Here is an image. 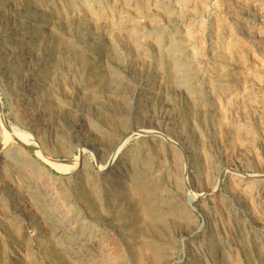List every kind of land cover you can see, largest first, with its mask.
Listing matches in <instances>:
<instances>
[{"label": "rangeland", "instance_id": "obj_1", "mask_svg": "<svg viewBox=\"0 0 264 264\" xmlns=\"http://www.w3.org/2000/svg\"><path fill=\"white\" fill-rule=\"evenodd\" d=\"M54 1L55 0L53 1L0 0V37H2L1 39L2 40L7 39L5 42L9 45L15 43L16 33L19 32V30H21V26L26 24L27 17L25 14L28 15V13H30V10L33 8L32 9L33 11L39 9L38 11H40L39 13L41 14V16L43 17L48 16L49 13H51L52 6H54L52 5ZM56 1L60 2L61 7L63 5V8H66L71 4L69 0H59V1L56 0ZM88 1L95 2L96 6H98L97 9L99 11L108 9L107 11L111 12L112 15H115L117 13L116 11L121 8V4L123 5L125 4V2L130 0H123L122 2L124 3L121 2L117 3L116 0H103V1L88 0ZM113 1L114 3H111ZM178 1L179 2L182 1L181 3H183L182 4L183 7L181 6L182 8L180 7V11H177L175 14H173L170 20L168 21L163 20V22H160L162 24L158 23L160 30L157 33V35L162 37L163 34H160L161 32H165V33L167 32L171 34L172 32L175 31V33L172 34H174L176 39L179 37V41L183 43L181 44L182 47L185 48V50L182 48L185 61L187 60L186 62L188 64L190 63L189 65H191V68H194L197 74H196V78L192 80L191 88L194 90V92H192L190 96V94L188 93L179 91L181 90L179 87H177L176 89V87L171 88L169 86L171 85V79L173 75L171 74V69L169 68L170 66L168 63L164 64L165 67L163 65L164 69L163 67L161 68L160 66L156 65L153 61L150 62L149 65L146 64L145 66H143V70L145 71V74H147L148 78L150 79L149 83H153L150 85L152 89L150 90L149 93L159 98L157 100L163 103V108L165 109L168 115L170 116L176 114L179 116L181 115L180 119H182L179 125L170 129V131L169 129L165 128L164 125L160 126L157 131L159 135V136L157 135L158 141L170 140L172 144L170 151L169 150H168L169 152L167 151L168 154L166 155V160L163 157L160 159V165L163 166L162 174L161 175L158 174L156 169L153 168L152 174L148 176V178L146 179L147 182L151 180L152 182L157 183L156 188L158 190L156 191L159 192V193L157 192L158 195L160 194L156 202V206H158L157 207L158 209L156 212H154L155 215H153L152 217L149 216V214L147 213L148 210L145 206H143V203L134 197L135 199L134 203L137 204L138 207L143 211L141 212V210L138 208L137 213L135 214L129 213L126 211V208L124 206L121 209H117L118 211L116 210L117 219L119 220L117 221L119 223L116 221L114 225H109L104 220L109 213L107 209L103 206L104 208L101 207L102 209L100 208L99 210L96 211L94 205L87 199L86 196H84V193L79 192V190L77 189L76 180L72 173L69 174L65 173L58 175V173L53 171L47 164H45L42 161V159H48V158L62 160L63 155L68 152L70 153L68 156L70 159L73 158V156L79 155L82 149V152H84L83 153L84 157L86 156L85 168L88 172L91 171L93 172L94 169H97L99 164H104V161L102 160L100 162L99 160L94 161V153L92 152L93 150L91 148H89L90 150H88V148H83L81 144L76 140V138L82 137V135L88 136V133L86 131H83V128L81 130L76 129L77 132L74 130L73 133H71L70 135L67 132H63L64 134L61 135L62 132L60 131L61 129H64L63 126L67 125L68 123L69 125L76 124L78 127H82L85 125L86 128L87 126H89L95 130L98 129L97 131L99 132V134L101 133L106 134L110 131V130L108 131V129H115L116 127H118V125H113L114 123H111L110 121H106L103 118H99L96 113L97 110L90 109L85 106L84 108L83 104L80 105L81 103L80 99L82 97L89 98L88 95L89 91L87 92L88 90L87 87L91 86L90 83H92L91 79H88L89 72L95 69L99 70L98 68L95 67L96 63L94 62L95 60L96 61L99 60V54L97 53L98 50H96L97 48L95 47L86 48L90 53V55L87 58H83L84 60L82 59V63H78L79 61H77L76 59L72 62V64L70 65L71 71L69 70L70 75L71 74L72 75L71 78L68 75L69 78L67 79L68 80L67 82H69L71 85L67 83V85L59 93H58L59 90H57V92H55L54 90H53L54 92H52L51 89L49 90V84H51L50 80H45L43 83L40 82L39 84L30 83L27 86L28 89L26 88L24 91L23 90L21 91L20 84L14 85L13 87L12 86L7 87L8 84L5 82L3 78L6 73V71L4 70V67L6 65L3 66L0 62V159L4 158L6 162L8 161L7 163L6 162L4 163L2 162V164L0 163V264H29V263L30 264H47V263L48 264H52V263L80 264L82 253H84L85 258L88 261H90L92 264H115V263L116 264H122V263L123 264H144V263L145 264H153V263L154 264H203V262L204 264H210V263L211 264H264V0H167V1L163 0L162 3L164 4V6H166L167 9H169L172 7L171 5L173 3ZM142 2L146 3V0H135V1L131 0V5H134V8L137 10L129 11L128 13V16L131 21L130 24H132L133 22L132 26L135 28V30L137 29L135 36L137 37L138 41L141 43H143L144 41L142 36L145 32H147L148 30L147 27L149 26L150 23L148 21L147 13L145 14V11L141 13V10L143 9V5H144V3ZM14 4L16 7L14 6ZM184 8L187 10H185ZM7 10L8 11L11 10V11L8 12ZM2 14L3 17H1ZM142 16H144V18ZM173 16L175 20L177 19L176 21L173 19ZM179 16L182 17V19H180ZM132 18L134 19L132 20ZM8 19H9V23L11 24L10 26L8 23ZM171 20H173L174 22H172ZM165 21L169 23H166ZM142 22L145 24H143ZM147 24L148 26H146ZM190 28L191 30L189 31L188 29ZM138 32L140 33L138 34ZM190 32L191 35L189 34ZM193 32L196 34H194ZM12 34H15V36L14 35L12 36ZM185 35L188 37H186ZM64 36L68 37V35L65 32H64ZM191 37L194 39H192ZM13 38L15 42L12 41ZM7 49L14 53L13 55L14 57L12 56L13 58L10 59L9 57H7L8 55L4 56L5 64L10 65L9 66L10 69L12 66H17V65L23 68V65L26 62L27 57L21 53L22 48H20V46L17 45H12L10 48L1 45L0 55H2L4 52L7 53L8 52ZM92 49H94V51ZM141 49L142 48H140L138 51L143 52ZM94 53L96 54V56ZM141 54L142 53H140L138 57H141ZM142 56H144V53L142 54ZM13 59L15 60L12 62L11 60ZM86 59L89 61H87ZM193 59L195 62L193 61ZM74 62L77 63L75 64ZM82 69L83 70L85 69L84 73L81 77H79V74L77 72L78 71L80 72V70ZM154 72L156 73L155 76H154ZM217 73H220V75ZM168 75H170L171 77ZM206 76L208 77L206 78ZM164 77L167 78L168 80L165 79ZM122 83H125L124 80L123 82L117 81L116 83L117 86H115V88L116 89L118 88L119 90L122 89L123 88ZM138 84L139 83L137 80L132 81L130 87L135 88L138 86ZM91 87H89V90L91 89ZM64 89H66V91ZM35 90L37 91L35 92ZM80 92H82V94ZM199 92L202 93L200 94ZM166 95H168L169 97ZM170 95L172 96L170 97ZM181 96L182 99L180 98ZM197 96L199 99L197 98ZM168 100L171 101L172 105L169 103L170 101L168 102ZM186 102L192 104L190 107L191 108L190 114L188 116L185 115L187 112L186 110H189L184 108V104ZM123 103L112 104L111 107L114 108L117 106L118 107L121 106L120 107L121 109L124 108V110H126L125 116L129 114L130 117L129 115L127 117L130 118L131 122H134L135 119H137L135 113L133 112L132 108L129 109L127 107L126 101L125 104ZM54 106L55 108L52 109V107ZM59 107L60 109H58ZM201 109L204 111H202ZM127 110L129 113L127 112ZM197 110H199V112ZM207 110L209 112H207ZM205 111L207 114L205 113ZM62 114H64V116ZM75 116L78 117L76 118ZM192 116H195V118ZM29 117H32L31 120H29ZM59 121L63 122V124H61ZM98 121L99 122L102 121V122L99 123ZM185 121L187 123H185ZM210 121L212 122L210 123ZM52 124L56 127L58 126L60 132L59 133L60 136H57L58 138L55 136V134L53 135L54 126ZM85 126L84 129H86ZM181 126H183V128ZM102 127L103 129H101ZM186 128H188L189 131ZM208 131L211 132V134ZM177 132L179 133L182 132L181 133L182 136ZM10 133L16 136H20V137L22 136L20 140H25L30 144L27 146L15 145L10 140H6L4 138L5 136H9L7 134ZM25 133L27 134V136ZM36 134L38 135L37 138H36ZM183 134L185 135L187 134L186 137ZM3 135L5 136L3 137ZM61 136H63V138ZM197 136L198 138H196ZM204 136L206 139L204 138ZM135 137L136 136L131 137L132 139L129 141L126 149H129L130 146L131 148L134 147L136 148V146H138L139 143L137 142V140H135L136 139ZM133 141L137 142V144L134 143ZM60 142H62V144ZM45 144L47 145V147ZM172 145L175 147H173ZM201 146L203 149H201ZM53 150H55V152ZM202 150H204V152ZM40 151H42V153ZM50 152H52V154ZM127 152L128 151L125 150L123 154L120 155L122 161L127 166L135 165V167L139 168L141 156L139 157L135 155V153H131V152L127 153ZM202 155L205 156L203 157ZM23 157L24 159H22ZM88 159L90 162L87 161ZM175 160L177 161L175 162ZM175 163H177L179 166ZM174 164L176 166H173ZM171 166L173 167L174 171ZM175 167L180 168V170L178 168L175 169ZM195 167L197 168V170H195L196 169ZM179 171L180 173H177ZM194 173L196 174L194 175ZM156 176L157 179L155 180ZM171 178H172L173 186L170 187L169 183L166 184L165 182H167L166 179L171 181ZM175 179H179V181L177 180L175 181ZM120 184H123L122 181L120 182ZM109 187H111V185H106V189ZM73 188L75 189L72 190ZM167 188L169 190L172 188L171 189L172 191L171 190L169 191ZM213 188H218V190L214 191L212 194L207 192V190L209 189L211 190ZM160 190L162 191V193H160L161 192ZM177 191H179L181 194ZM55 193L57 196L53 195ZM195 194H204V195H202L198 201H193ZM174 195L175 196L178 195V196L175 197ZM129 197L133 199L131 195H129ZM175 200H177V202ZM200 201L202 204L200 203ZM36 204H40L39 208ZM51 204H55L53 205L54 207ZM180 204L181 207H179ZM40 213L41 214L46 213V217L48 218V223L51 224L52 228L58 227L57 229H60L61 231L60 235H62V237H64L65 239L67 238L70 241L71 243L70 247L69 246L66 247L62 251V254L56 252L53 244L49 240V236L46 233L47 231H45V227L43 223L45 217L42 218L40 216L41 215ZM132 215L133 218H137V219L136 220L133 219ZM174 215L176 217H174ZM142 217H144L145 221H142L144 220L142 219ZM172 217H174V219ZM61 218L63 219L60 220ZM155 219L156 222H154ZM157 220L160 222H158ZM179 220H181L180 221L181 223H179ZM52 221L53 223H51ZM175 221L178 223H176ZM153 222L155 223V225L152 224ZM174 222L176 224H174ZM156 224L158 226L160 225L159 226L160 230ZM180 224L183 225L184 227L181 226ZM138 226H140L141 228ZM166 226L168 227L171 226V227L168 228ZM147 227L151 230L147 229ZM163 228L165 229L164 232H163ZM172 229L174 230L176 229V230L174 231ZM180 229L181 231H179ZM128 232L130 233L131 236L129 235ZM176 232L177 234H175ZM186 233L187 236H185ZM150 235L152 237H149ZM156 235L158 238L157 237L155 238ZM150 241L151 243H149ZM126 242L128 243L126 244ZM142 242L144 243V245H142L143 244ZM146 242L148 243L145 244ZM43 247L47 249L45 250ZM139 247L141 250L139 249ZM158 253L159 254L161 253L160 255L162 256H160ZM61 258L64 260H62ZM160 258L163 260H161Z\"/></svg>", "mask_w": 264, "mask_h": 264}, {"label": "bare ground", "instance_id": "obj_2", "mask_svg": "<svg viewBox=\"0 0 264 264\" xmlns=\"http://www.w3.org/2000/svg\"><path fill=\"white\" fill-rule=\"evenodd\" d=\"M47 1V0H46ZM53 1V0H51ZM59 1V0H58ZM70 5L66 8H63V5L61 7L60 2H57L56 0L53 2L51 13H49L48 16H41L39 13L40 11L35 10L33 11L31 8L30 13L25 14L26 15V24L21 26V30L14 35L16 38V42L14 41V38L12 41L15 43L7 44L5 41L2 40L0 37V46H6L11 47L12 45H17L22 48L21 53L24 54L27 59L26 62L23 65V68L20 66H12L10 69V65L5 64L4 56L9 57L10 59L13 58L14 53L9 51L7 49V53L4 52L2 55H0V62L4 67V70L6 71L4 75V80L8 84L7 87H13L14 85L20 84L21 91L28 89V85L30 83H36L39 84L40 82L43 83L45 80H50L51 84H49V90L51 89L52 92L58 93L67 85L68 75L71 78L70 75V65L72 62L76 59L79 61L78 63H82L83 58H87L90 53L86 48L88 47H95L97 53L99 54V60L94 61L96 63V68L99 70H91L89 72V78L91 79V89L89 90V87H87V92L89 91L87 97H82L80 99V105L83 104V107H88L90 109L97 110V116L99 118H103L106 121H110L111 123H114L113 125H118L115 129H108V135L101 133L95 129H92L91 127L84 126L78 127L76 124H70L69 121L67 122V125H64V129H61L60 131L62 134L63 132H67L69 135L73 133V131L76 129L81 130L83 128V131H86L88 133V136L82 135V137L76 138V140L81 144L83 148H91L94 153V161L99 162L102 160L104 161V164H99L97 169H94L92 172H88L85 168V158L84 152H81L79 155L73 156V158L69 159V152L63 155L62 160L57 159H42V161L47 164L53 171L59 174H65V173H72L76 180V187L79 190V192L84 193V196L87 197V199L94 205L96 211L99 210L101 207H105L107 211L109 212L108 215L105 217V222L109 225H114V223L118 220L117 219V209H121L125 206L126 211L129 213H137L138 211V205L135 204V198L137 200H140L143 203V206H145L148 210L149 216L155 215L154 212L157 211L156 202L158 200V195L156 190V184L149 180V182L146 181L148 176L152 174L153 168L156 169L158 174H162L163 166L160 165V159L163 157L166 160V155L171 149L172 142L170 140L165 141H158V129L160 126H163L167 129H172L179 125L182 119H180L179 115H173L170 116L167 114L165 109L163 108V103L159 102L157 99V96L150 94V90L152 89L150 87L151 84L149 83L150 79L148 78V75L145 74V71L143 70V66L146 64L149 65L150 62H154L156 65L160 66L161 68L165 63L169 64V68L171 69L172 79H171V85H169L171 88L173 87H179L181 92L192 94L194 90L191 88L192 86V80L196 78L197 72L194 70V68H191V65H189L185 61L184 54L182 52V45L179 41V37L176 39L174 34L172 32L165 33L161 32L160 34H163V36L157 35L160 28L158 23L163 22V20H170L172 18V15L175 14L177 11H180V7L183 3L181 2H175L171 6V8L167 9L166 6L162 3L163 0H146V3L143 5V9L141 10V13L145 11V14L147 13L148 16V24L147 32H145L142 36L143 43L139 42L137 37L135 36L136 30L130 24V18L128 16L129 11H136L137 9L134 8V5H131V0L125 2V4H121V8L118 9L115 15H112L111 12L107 10L99 11L97 9L98 6H96L95 2L88 1V0H69ZM95 1V0H94ZM103 1V0H102ZM123 0H116L117 3L122 2ZM135 1V0H134ZM167 1V0H166ZM4 2V1H3ZM16 2V1H15ZM22 2V1H21ZM25 2V1H24ZM17 3V2H16ZM111 3H114L111 2ZM129 3V4H127ZM25 4V3H24ZM29 4V3H28ZM27 4V5H28ZM69 4V3H68ZM19 5V4H18ZM17 5V6H18ZM112 5V4H111ZM234 5V4H233ZM15 6V4H14ZM37 6V5H36ZM49 6V5H48ZM114 6V5H113ZM119 6V5H118ZM4 7V6H3ZM16 7V6H15ZM33 7V6H32ZM101 7V6H100ZM109 7V6H108ZM183 7V6H182ZM181 7V8H182ZM187 8V7H186ZM5 9V8H4ZM27 9V8H26ZM37 9V8H35ZM45 9V8H44ZM43 9V10H44ZM185 9V8H184ZM2 10V9H1ZM28 10V11H29ZM41 10V11H43ZM187 10V9H185ZM8 11V10H7ZM6 11V12H7ZM11 11V10H9ZM8 11V12H9ZM23 11V10H22ZM25 11V9H24ZM38 11V12H36ZM139 11V10H138ZM48 12V11H47ZM183 12V11H182ZM3 13V12H2ZM19 13V12H18ZM39 13V14H38ZM4 14V13H3ZM3 14L1 17H3ZM12 14V12H11ZM14 14V13H13ZM137 14V13H135ZM181 14V13H179ZM178 14V15H179ZM8 15V14H7ZM6 15V16H7ZM22 15V14H21ZM141 15V14H140ZM177 15V16H178ZM13 16V15H12ZM17 16V15H16ZM15 16V17H16ZM137 16V15H136ZM176 16V15H174ZM173 16V19H174ZM181 16V15H180ZM182 19V17H180ZM187 16V15H186ZM185 16V17H186ZM5 17V16H4ZM14 17V16H13ZM132 17V16H131ZM144 18V16H142ZM136 18V17H135ZM139 18V17H138ZM2 19V18H1ZM12 19V18H11ZM134 18H132L133 20ZM15 20V19H14ZM12 20V21H14ZM145 20V19H144ZM175 20V19H174ZM177 20V19H176ZM175 20V21H176ZM141 21V20H138ZM174 22L173 20H171ZM180 21V20H178ZM5 22V20H4ZM166 22V21H165ZM2 23V21H1ZM9 23V19H8ZM143 23V22H142ZM169 23V22H166ZM178 23V22H177ZM15 24V23H14ZM136 24V23H135ZM145 24V23H143ZM162 24V23H160ZM11 24L9 23V26ZM190 25V24H189ZM18 26V25H16ZM14 26V27H16ZM136 26V25H135ZM145 26V25H144ZM175 26V25H174ZM163 27V26H162ZM190 27V26H189ZM11 28V27H10ZM138 28V27H137ZM5 29V28H4ZM141 29V28H140ZM163 29V28H162ZM183 29V28H182ZM187 29V28H186ZM8 30V29H7ZM144 30V29H143ZM189 31L191 30L188 29ZM198 30V29H197ZM3 31V30H2ZM11 32V31H10ZM13 32V31H12ZM64 32L68 35V37L64 36ZM140 32H138L139 34ZM188 33V31H187ZM194 33V32H193ZM192 33V34H193ZM191 35V32L189 33ZM196 34V33H194ZM141 35V34H140ZM139 35V36H140ZM186 36V35H185ZM199 36V35H198ZM10 37V36H9ZM181 37V36H180ZM188 37V36H186ZM140 38V37H138ZM192 38V37H191ZM194 39V38H192ZM140 40V39H139ZM183 41V40H182ZM55 43V44H53ZM191 43V42H190ZM194 43V42H193ZM199 45V44H198ZM215 45V44H214ZM186 46V45H184ZM188 47V46H186ZM191 47V46H190ZM142 48L141 50L143 52H139L138 50ZM3 49V48H2ZM91 49V48H90ZM185 50V48H183ZM94 51V49H92ZM189 50V49H188ZM199 50V49H198ZM90 51V50H89ZM191 51V49H190ZM1 52V51H0ZM91 52V51H90ZM6 53V54H5ZM140 53H144V56L138 57ZM95 54V53H94ZM191 54V53H190ZM20 55V54H19ZM93 55V54H91ZM196 55V54H194ZM225 55V54H224ZM13 56V57H12ZM96 56V54H95ZM187 56V55H185ZM20 57V56H19ZM18 57V58H19ZM200 57V56H199ZM223 57V56H221ZM90 58V57H89ZM88 58V59H89ZM189 58V57H188ZM201 58V57H200ZM187 59V58H186ZM15 59L11 60L12 62ZM84 60V59H83ZM87 60V59H86ZM90 60V59H89ZM87 60V61H89ZM92 60V58H91ZM198 60V59H197ZM202 60V59H201ZM7 61V60H6ZM189 61V59H188ZM191 61V59H190ZM194 61V59H193ZM199 61V60H198ZM196 61V62H198ZM222 61V60H221ZM227 61V60H226ZM8 62V61H7ZM195 62V61H194ZM75 63V62H74ZM77 63V62H76ZM75 63V64H76ZM92 63V64H95ZM200 63V62H199ZM1 65V66H2ZM87 65V64H84ZM194 65V64H193ZM203 65V64H202ZM197 66V65H196ZM231 66V65H230ZM74 67V66H73ZM81 67V66H80ZM102 67V68H101ZM153 67V66H152ZM165 67V65H164ZM163 67V69H164ZM232 67V66H231ZM85 68V67H84ZM101 68V69H100ZM168 68V66H167ZM196 68V67H195ZM2 69V68H1ZM74 69V68H73ZM77 69V68H76ZM154 69V68H153ZM227 69V68H226ZM70 70V71H69ZM85 70V69H84ZM84 70H80V72L76 71L79 74V77H81L84 73ZM144 73H143V71ZM155 70V69H154ZM162 70V69H161ZM199 70V69H198ZM202 70V69H201ZM156 71V70H155ZM203 71V70H202ZM226 71V70H225ZM224 71V72H225ZM2 72V71H1ZM165 72V71H164ZM72 73V72H71ZM76 73V74H77ZM152 73V72H151ZM158 73V72H157ZM161 73V72H160ZM201 73V72H200ZM203 73V72H202ZM206 73V72H204ZM223 73V72H222ZM226 73V72H225ZM224 73V74H225ZM2 74V73H1ZM81 74V75H80ZM168 74V73H167ZM220 75V73H217ZM74 75V74H73ZM152 75V74H151ZM150 75V76H151ZM156 73L154 72V76ZM164 75V74H163ZM162 75V76H163ZM215 75V74H214ZM75 76V75H74ZM159 76V75H158ZM170 76V75H168ZM216 76V75H215ZM76 77V76H75ZM86 77V76H85ZM88 77V76H87ZM153 77V76H152ZM160 77V76H159ZM171 77V76H170ZM208 76H206L207 78ZM165 78V77H164ZM212 78V76H211ZM2 79V77H1ZM73 79V78H72ZM87 79V80H88ZM163 79V78H162ZM167 79V78H165ZM219 79V78H218ZM123 84L122 89H116L115 86L117 81H121ZM138 81V86L133 88L130 87L132 81ZM168 80V79H167ZM211 80V79H210ZM76 81V80H75ZM82 81V80H81ZM159 81V80H158ZM163 81V80H162ZM161 81V82H162ZM197 82V81H196ZM200 82V81H198ZM202 82V81H201ZM4 83V82H3ZM49 83V81H48ZM72 83V82H71ZM85 83V82H84ZM88 83V82H87ZM137 83V82H135ZM165 83V82H164ZM170 83V82H169ZM211 83V82H210ZM221 83V80H220ZM70 84V83H69ZM126 84V85H125ZM158 84V83H157ZM156 84V85H157ZM162 84V83H161ZM159 84V85H161ZM168 84V83H167ZM205 84V83H204ZM71 85V84H70ZM79 85V84H78ZM86 85V84H85ZM211 85V84H210ZM34 86V85H33ZM46 86V85H45ZM122 86V85H121ZM220 86V85H219ZM31 87V86H30ZM80 87V86H79ZM120 87V86H119ZM156 87V86H155ZM195 87V86H194ZM212 87V86H211ZM210 87V88H211ZM69 88V87H68ZM73 88V87H72ZM158 88V87H157ZM156 88V89H157ZM162 88V87H161ZM199 88V87H198ZM209 88V87H208ZM212 89V88H211ZM30 90V89H29ZM54 90V91H53ZM66 91V89H64ZM78 90V89H77ZM155 90V89H154ZM175 90V89H174ZM204 90V89H203ZM2 91V89H1ZM13 91V90H12ZM20 91V92H21ZM37 90H35L36 92ZM48 91V90H47ZM80 91V90H79ZM83 91V90H82ZM172 91V90H171ZM178 91V92H179ZM205 91V90H204ZM207 91V89H206ZM210 91V90H209ZM11 92V90H10ZM29 92V91H28ZM33 92V91H32ZM77 92V91H76ZM167 92V91H166ZM170 92V90H169ZM198 92V90H197ZM214 92V91H213ZM220 92V91H219ZM227 92V91H226ZM233 92V91H232ZM45 93V92H44ZM65 93V92H64ZM74 93V92H73ZM79 93V92H78ZM82 94V92H80ZM200 93V92H199ZM202 93V92H201ZM200 93V94H201ZM209 93V92H208ZM224 93V92H223ZM11 94V93H10ZM31 94V93H30ZM54 94V93H53ZM160 94V93H159ZM166 94V93H165ZM176 94V93H175ZM183 94V93H182ZM227 94V93H225ZM224 94V95H225ZM45 95V94H44ZM62 95V94H61ZM79 95V94H78ZM158 95V94H157ZM162 95V94H161ZM160 95V96H161ZM173 95V94H172ZM170 95V97L172 96ZM177 95V94H176ZM199 95V94H198ZM230 95V94H229ZM40 96V95H38ZM46 96V95H45ZM86 96V95H85ZM168 96V95H166ZM180 96V95H179ZM189 96V97H190ZM194 96V95H193ZM200 96V95H199ZM209 96V94H208ZM7 97V96H6ZM51 97V95H50ZM159 97V96H158ZM169 97V96H168ZM174 97V96H173ZM186 97V96H185ZM188 97V99H189ZM35 98V97H34ZM37 98V97H36ZM40 98V97H39ZM175 98V97H174ZM177 98V97H176ZM182 99V96L180 97ZM184 98V97H183ZM187 98V97H186ZM198 98V96H197ZM201 98V97H200ZM210 98V97H208ZM207 98V99H208ZM229 98V97H228ZM28 99V98H27ZM49 99V98H48ZM65 99V97H64ZM70 99V98H69ZM73 99V98H72ZM71 99V100H72ZM162 99V97H161ZM166 99V98H165ZM164 99V100H165ZM172 99V98H171ZM199 99V98H198ZM203 99V98H202ZM46 100V99H45ZM53 100V98H52ZM75 100V99H74ZM192 100V99H191ZM195 100V99H194ZM125 101L127 102V107L129 109L132 108L133 112L135 113V116L137 119H135L134 122H131L130 115L129 117L125 116L126 110L124 108L120 107H111L112 104H125ZM170 100H168L169 102ZM183 101V100H182ZM181 101V103H182ZM193 101V100H192ZM203 102V101H202ZM211 102V101H210ZM25 103V102H24ZM46 103V102H45ZM48 103V102H47ZM162 105H161V104ZM171 104V101L169 102ZM173 103V102H172ZM177 103V102H176ZM180 103V102H178ZM174 104V103H173ZM184 104V103H183ZM202 104V103H201ZM207 104V103H206ZM43 105V104H42ZM41 105V106H42ZM49 105V104H48ZM70 105V104H69ZM172 105V104H171ZM191 103L186 102L184 104V108L189 109L186 110V116L190 114L191 110ZM32 106V105H31ZM72 106V105H71ZM126 106V105H125ZM181 106V105H179ZM27 107V106H26ZM84 107V108H85ZM124 107V106H123ZM167 107V106H166ZM169 107V104H168ZM177 107V106H176ZM196 107V106H195ZM198 107V106H197ZM22 108V107H21ZM25 108V107H24ZM51 108V107H50ZM55 108L52 107V109ZM179 108V107H178ZM183 108V107H182ZM202 108V107H201ZM30 109V108H29ZM37 109V108H36ZM41 109V108H40ZM60 109V107L58 108ZM69 109V108H68ZM75 109V108H74ZM173 109V108H171ZM193 109V108H192ZM195 109V108H194ZM198 109V108H196ZM208 109V108H207ZM13 110V109H12ZM44 110V109H43ZM56 110V109H55ZM54 110V111H55ZM83 110V109H82ZM81 110V111H82ZM181 110V109H180ZM179 110V111H180ZM202 110V109H201ZM200 110V111H201ZM25 111V110H24ZM72 111V110H70ZM89 111V109H88ZM93 111V110H92ZM168 111V110H167ZM174 111V110H173ZM199 112V110H197ZM204 111V110H202ZM26 112V111H25ZM28 112V111H27ZM53 112V111H52ZM56 112V111H55ZM66 112V110H65ZM128 112V110H127ZM169 112V111H168ZM172 112V111H171ZM207 112H209L207 110ZM33 113V112H32ZM57 113V112H56ZM54 113V114H56ZM68 113V112H67ZM89 113V112H88ZM95 113V114H96ZM129 113V112H128ZM194 113V112H193ZM206 113V111H205ZM204 113V115H205ZM211 113V112H210ZM213 113V112H212ZM31 114V113H30ZM36 114V113H35ZM46 114V113H45ZM86 114V113H85ZM90 114V113H89ZM92 114V113H91ZM171 114V113H169ZM192 114V113H191ZM197 114V113H195ZM207 114V113H206ZM47 115V114H46ZM64 116V114H62ZM71 115V114H70ZM84 115V114H83ZM88 115V114H87ZM86 115V116H87ZM134 115V114H133ZM132 115V116H133ZM168 115V116H167ZM200 115V114H199ZM213 115V114H211ZM62 116V117H63ZM67 116V115H66ZM94 116V114H93ZM96 116V115H95ZM124 116V117H123ZM197 116V115H196ZM76 117V116H75ZM78 117V116H77ZM76 117V118H77ZM191 117V116H190ZM195 118V116H192ZM200 117V116H199ZM205 117V116H204ZM32 117H29V120H31ZM72 118V117H71ZM74 118V119H76ZM187 118V117H186ZM197 118V117H196ZM58 119V118H56ZM55 119V120H56ZM69 119V118H68ZM92 119V118H91ZM97 119V118H96ZM64 120V119H63ZM70 120V119H69ZM89 120V118H88ZM193 120V119H192ZM58 121V120H57ZM74 121V120H73ZM198 121V120H197ZM200 121V120H199ZM205 121V120H204ZM41 122V121H40ZM60 122V121H59ZM99 122V121H98ZM102 122V121H100ZM99 122V123H100ZM193 122V121H192ZM195 122V120H194ZM212 121H210L211 123ZM34 123V122H33ZM54 123V122H53ZM63 124V122H60ZM109 123V122H108ZM185 123H187L185 121ZM184 123V124H185ZM189 123V122H188ZM204 123V122H203ZM38 124V123H37ZM50 124V123H49ZM81 124V123H80ZM86 124V123H85ZM193 124V123H192ZM200 124V123H199ZM53 125V124H52ZM59 125V124H58ZM82 125V124H81ZM104 125V124H103ZM112 125V126H113ZM196 125V124H195ZM207 125V124H206ZM213 125V124H212ZM54 126V125H53ZM110 126V125H109ZM187 126V125H186ZM205 126V124H204ZM46 127V126H45ZM183 128V126H181ZM185 127V126H184ZM20 128V127H19ZM41 128V127H40ZM108 128V127H106ZM190 128V127H189ZM194 128V127H193ZM202 128V127H201ZM205 128V127H204ZM24 129V128H23ZM30 129V128H29ZM66 129V131H65ZM103 129V127L101 128ZM178 129V128H177ZM175 129V130H177ZM188 129V128H186ZM203 129V128H202ZM50 130V129H49ZM165 130V129H164ZM163 130V133H164ZM195 130V129H194ZM32 131V130H31ZM173 131V130H172ZM189 131V129H188ZM186 131V132H188ZM211 131V130H210ZM11 132V131H10ZM24 132V131H23ZM77 132V131H76ZM199 132V131H197ZM209 132V131H208ZM6 133V132H5ZM59 129L58 126L53 127V135L60 136L59 135ZM86 133V134H87ZM168 133V132H167ZM170 133V132H169ZM179 133V132H177ZM182 133V132H181ZM179 133V134H181ZM202 133V132H201ZM207 133V132H206ZM205 133V134H206ZM211 134V132H209ZM26 134V133H25ZM79 134V133H78ZM175 134V133H173ZM9 136L3 135V137L6 140H10L15 145L19 146H27L30 143L26 142L25 140H20V136H16L12 133L7 134ZM23 135V134H22ZM50 135V134H49ZM158 135V136H157ZM162 135V134H161ZM185 137L186 135L183 134ZM190 135V134H189ZM192 135V134H191ZM197 135V134H195ZM27 136V134H26ZM29 136V135H28ZM35 136V135H34ZM36 134V138H37ZM48 136V135H47ZM52 136V135H51ZM136 136L135 140L139 143L136 148H127V145L129 141L132 139L131 137ZM163 136V135H162ZM165 136V135H164ZM175 136V135H173ZM172 136V137H173ZM177 136V135H176ZM182 136V134H181ZM200 136V135H199ZM208 136V135H207ZM50 137V136H49ZM63 138V136H61ZM70 137V136H69ZM179 137V136H178ZM188 137V136H187ZM195 137V136H194ZM203 137V135H202ZM212 137V136H210ZM35 138V137H34ZM55 138V137H54ZM58 138V137H57ZM160 138V137H159ZM167 138V137H165ZM169 138V137H168ZM175 138V137H174ZM177 138V137H176ZM198 138V136L196 137ZM205 138V136H204ZM208 138V137H207ZM50 139V138H48ZM61 139V138H60ZM65 139V137H64ZM68 139V138H67ZM164 139V138H163ZM184 139V138H183ZM206 139V138H205ZM43 140V139H42ZM39 140V141H42ZM46 140V139H45ZM55 140V139H54ZM71 140V139H70ZM173 140V139H172ZM182 140V139H181ZM192 140V139H190ZM195 140V139H193ZM203 140V139H202ZM56 141V140H55ZM183 141V140H182ZM200 141V140H199ZM48 142V141H47ZM53 142V141H52ZM69 142V140H68ZM74 142V141H73ZM134 142V141H133ZM137 142H134L137 144ZM190 142V141H189ZM198 142V139H197ZM6 143V142H5ZM41 143V142H40ZM49 143V142H48ZM62 144V142H60ZM196 143V142H195ZM194 143V144H195ZM200 143V142H199ZM198 143V145H199ZM208 143V142H207ZM206 143V144H207ZM10 144V143H9ZM44 144V142H43ZM187 144V143H185ZM189 144V143H188ZM201 144V143H200ZM37 145V142H36ZM39 145V144H38ZM46 145V144H45ZM132 145V144H131ZM183 145V143H182ZM11 146V145H10ZM62 146V145H61ZM74 146V145H73ZM173 146V145H172ZM204 146V145H203ZM8 147V146H7ZM39 147V146H38ZM45 147V146H44ZM43 147V148H44ZM47 147V145H46ZM50 147V146H49ZM55 147V146H54ZM175 147V146H173ZM195 147V146H194ZM56 148V147H55ZM67 148V147H66ZM78 148V147H76ZM81 148V147H80ZM190 148V147H189ZM200 148V147H199ZM198 148V149H199ZM207 148V147H206ZM15 149V148H14ZM27 149V148H26ZM33 149V148H32ZM40 149V148H39ZM53 149V148H52ZM69 149V148H68ZM175 149V148H174ZM184 149V148H183ZM188 149V147H187ZM201 149L202 146H201ZM210 149V148H209ZM6 150V149H5ZM59 150V149H58ZM127 150L129 153H135L137 156H141V160L139 163V168L131 165H126L122 159L120 158V155L123 154V152ZM169 150V151H168ZM197 150V148H196ZM33 151V150H32ZM55 152V150H53ZM52 151V152H53ZM78 151V150H77ZM168 151V152H167ZM172 151V150H171ZM176 151V150H175ZM184 151V150H183ZM204 152V150H202ZM4 152V151H3ZM6 152V151H5ZM10 152V151H9ZM19 152V151H18ZM42 153V151H40ZM46 152V151H45ZM52 152H50L52 154ZM58 152V151H57ZM127 152V153H128ZM189 152V151H188ZM191 152V151H190ZM199 152V151H198ZM196 152V153H198ZM8 153V152H7ZM14 153V152H13ZM24 153V152H23ZM61 153V152H60ZM171 153V152H170ZM173 153V152H172ZM200 153V152H199ZM202 153V152H201ZM209 153V152H208ZM6 154V153H5ZM16 154V153H15ZM19 154V153H18ZM17 154V155H18ZM55 154V153H54ZM57 154V153H56ZM86 154V153H85ZM188 154V153H187ZM207 154V152H206ZM211 154V153H210ZM33 155V154H32ZM175 155V154H174ZM209 155V154H208ZM13 156V155H12ZM49 156V155H48ZM54 156V155H53ZM60 156V155H59ZM88 156V155H87ZM134 156V155H133ZM190 156V155H189ZM188 156V157H189ZM199 156V155H197ZM203 156V155H202ZM205 156V155H204ZM203 156V157H204ZM211 156V155H210ZM4 157V156H2ZM27 157V156H26ZM132 157V156H131ZM146 157V158H145ZM174 157V156H173ZM170 157V158H173ZM192 157V156H191ZM46 158V157H45ZM62 158V157H61ZM210 158V157H209ZM14 159V158H13ZM24 159V157L22 158ZM26 159V158H25ZM91 159V158H90ZM138 159V158H137ZM191 159V158H190ZM199 159V158H198ZM20 160V159H18ZM136 160V159H135ZM212 160V159H211ZM28 161V160H27ZM26 161V162H27ZM30 161V160H29ZM89 161V159L87 160ZM174 161V160H173ZM177 160H175L176 162ZM193 161V160H192ZM205 161V160H204ZM6 162L4 158L0 159V163ZM8 162V161H7ZM6 162V163H7ZM38 162V161H37ZM90 162V161H89ZM98 162V163H99ZM166 162V161H165ZM196 162V160H195ZM97 163V164H98ZM168 163V162H167ZM166 163V164H167ZM186 163V162H185ZM37 164V163H36ZM88 164V163H87ZM96 164V165H97ZM119 164V165H118ZM128 164V163H127ZM177 164V163H175ZM173 166H176V165ZM189 164V163H188ZM193 164V163H192ZM10 165V164H9ZM34 165V164H31ZM41 165V164H40ZM163 165V164H162ZM178 165V164H177ZM205 165V164H204ZM166 166V165H165ZM169 166V165H168ZM179 166V165H178ZM196 166V165H195ZM208 166V165H207ZM9 167V166H8ZM14 167V166H13ZM35 167V166H34ZM172 167V166H171ZM192 167V166H191ZM11 168V167H10ZM17 168V167H16ZM41 168V167H40ZM47 168V167H46ZM178 167H175V169ZM190 168V165H189ZM194 168V167H193ZM192 168V169H193ZM196 168V167H195ZM201 168V167H200ZM199 168V169H200ZM213 168V167H212ZM167 169V167H166ZM173 169V167H172ZM180 170V168H178ZM177 169V170H178ZM185 169V168H184ZM183 169V170H184ZM206 169V167H205ZM7 170V169H6ZM11 170V169H10ZM9 170V171H10ZM41 170V169H40ZM182 170V169H181ZM191 170V169H190ZM197 170V168L195 169ZM168 171V170H167ZM166 171V172H167ZM174 171V169H173ZM41 172V171H40ZM45 172V171H44ZM49 172V171H48ZM51 172V171H50ZM123 172V173H122ZM170 172V171H169ZM182 172V171H181ZM184 172V171H183ZM9 173V172H8ZM12 173V172H11ZM21 173V172H20ZM174 173V172H173ZM177 173H180L177 172ZM176 173V174H177ZM17 174V173H16ZM15 174V175H16ZM47 174V173H46ZM45 174V175H46ZM171 174V173H170ZM196 173H194L195 175ZM198 174V173H197ZM123 175V177H122ZM166 175V174H165ZM172 175V174H171ZM191 175V174H190ZM10 176V175H9ZM56 176V175H55ZM72 176V175H71ZM154 176V175H153ZM175 176V175H174ZM172 176V177H174ZM177 176V175H176ZM207 176V175H206ZM63 177V176H62ZM120 177V178H119ZM169 177V176H168ZM192 177V176H191ZM61 178V177H60ZM66 178V177H65ZM70 178V177H69ZM179 178V177H178ZM193 178V177H192ZM12 179V177H11ZM21 179V178H20ZM67 179V178H66ZM151 179V178H149ZM157 179V176L155 180ZM194 179V178H193ZM5 180V179H3ZM29 180V179H28ZM59 180V179H58ZM153 180V179H152ZM165 180V179H164ZM179 181V179H175V181ZM2 181V180H1ZM63 181V180H62ZM69 181V180H68ZM122 181L123 184H120ZM162 181V180H161ZM165 182L166 184L169 183V186L172 185V178L171 181L167 180ZM38 182V181H37ZM36 182V183H37ZM58 182V181H57ZM157 182V181H156ZM23 183V182H22ZM61 183V182H60ZM67 183V182H66ZM26 184V183H25ZM29 184V183H28ZM31 184V183H30ZM65 184V183H64ZM24 185V184H23ZM62 185V184H61ZM106 185H111V187L106 189ZM164 185V184H163ZM184 185V184H183ZM30 186V185H29ZM38 186V185H37ZM54 186V185H53ZM68 186V185H67ZM28 187V186H27ZM55 187V186H54ZM59 187V186H58ZM57 187V188H58ZM166 187V186H165ZM178 187V186H177ZM29 188V187H28ZM27 188V189H28ZM46 188V187H45ZM65 188V187H64ZM69 188V187H68ZM72 188V187H71ZM169 188V187H168ZM167 188V189H168ZM11 189V188H10ZM22 189V188H19ZM24 189V188H23ZM49 189V188H48ZM52 189V188H51ZM50 189V190H51ZM66 189V188H65ZM73 188L72 190H74ZM162 189V188H160ZM166 189V188H165ZM172 189V188H171ZM170 189V190H171ZM180 189V188H179ZM26 190V188H25ZM38 190V189H37ZM42 190V189H41ZM59 190V189H57ZM63 190V189H62ZM169 190V189H168ZM169 190V191H170ZM178 190V189H176ZM175 190V191H176ZM218 188H213L207 190L210 194H212L214 191H217ZM8 191V190H7ZM6 191V192H7ZM20 191V190H19ZM28 191V190H27ZM34 191V190H33ZM44 191V190H43ZM55 191V190H54ZM161 191V190H160ZM167 191V190H166ZM172 191V190H171ZM26 192V191H25ZM62 192V191H61ZM60 192V193H61ZM68 192V191H67ZM164 192V189H163ZM179 192V191H177ZM53 193V192H52ZM76 193V192H75ZM156 193V194H154ZM159 193V192H158ZM162 193V191L160 192ZM172 193V192H171ZM180 193V192H179ZM200 193V192H199ZM10 194V193H9ZM24 194V193H23ZM29 194V193H28ZM58 194V193H57ZM77 194V193H76ZM80 194V193H79ZM181 194V193H180ZM206 194V192H205ZM12 195V194H11ZM39 195V194H38ZM37 195V196H38ZM54 196L56 195L53 194ZM66 195V194H65ZM70 195V194H69ZM131 195V197H129ZM157 195V196H156ZM204 194H195L193 201H198L199 198ZM6 196V195H5ZM25 196V195H24ZM57 196V195H56ZM59 196V195H58ZM72 196V195H71ZM171 196V195H170ZM173 196V195H172ZM175 196V195H174ZM178 196V195H176ZM175 196V197H176ZM180 196V195H179ZM231 196V195H230ZM64 197V196H63ZM2 198V197H1ZM7 198V197H6ZM75 198V197H74ZM78 198V197H77ZM164 198V197H163ZM168 198V197H166ZM165 198V200H166ZM248 198V197H247ZM20 199V198H19ZM25 199V198H24ZM49 199V198H48ZM161 199V198H159ZM173 199V198H172ZM203 199V198H202ZM232 199V198H231ZM239 199V198H238ZM9 200V199H8ZM178 200V199H177ZM177 200H175L177 202ZM53 201V200H52ZM85 201V200H84ZM87 201V200H86ZM139 201V202H140ZM161 201V200H160ZM173 201V200H172ZM181 201V200H180ZM37 202V201H36ZM35 202V203H36ZM137 202V201H136ZM165 202V201H163ZM179 202V201H178ZM183 202V201H182ZM181 202V203H182ZM28 203V202H27ZM61 203V202H60ZM63 203V202H62ZM70 203V202H69ZM78 203V202H77ZM88 203V202H87ZM90 203V204H91ZM161 203V202H160ZM186 203V201H185ZM189 203V202H188ZM195 203V202H194ZM201 203V201H200ZM15 204V203H14ZM41 204V203H40ZM40 204H36L39 208ZM45 204V203H44ZM165 204V203H164ZM168 204V203H167ZM198 204V203H197ZM202 204V203H201ZM28 205V204H27ZM52 206L55 204H51ZM50 205V206H51ZM58 205V204H57ZM60 205V204H59ZM65 205V204H64ZM77 205V204H76ZM86 205V204H85ZM140 205V203H139ZM189 205V204H188ZM187 205V207H188ZM26 206V205H25ZM31 206V205H30ZM46 206V205H45ZM90 206V205H89ZM142 206V207H143ZM54 207V206H53ZM56 207V206H55ZM103 207V208H104ZM181 207V204L180 206ZM185 207V205H184ZM8 208V207H7ZM87 208V207H86ZM204 208V207H203ZM27 209V208H26ZM32 209V208H31ZM37 209V208H36ZM62 209V208H61ZM77 209V208H76ZM85 209V208H84ZM102 209V208H101ZM140 209V208H139ZM161 209V208H160ZM173 209V208H172ZM175 209V208H174ZM180 209V208H179ZM178 209V210H179ZM189 209V208H188ZM68 210V209H67ZM82 210V209H81ZM91 210V209H90ZM89 210V211H90ZM94 210V209H93ZM117 210V211H116ZM124 210V209H123ZM136 210V211H135ZM141 210V209H140ZM165 210V209H164ZM181 210V209H180ZM186 210V209H184ZM205 210V209H204ZM20 211V210H19ZM40 211V210H39ZM71 211V210H70ZM74 211V210H72ZM79 211V209H78ZM95 211V210H94ZM143 210H141L142 212ZM167 211V210H166ZM171 211V210H169ZM168 211V212H169ZM14 212V211H13ZM16 212V211H15ZM48 212V211H47ZM88 212V211H87ZM120 212V210H119ZM125 212V211H124ZM190 212V210H189ZM208 212V211H207ZM39 213V212H38ZM68 213V212H67ZM175 213V212H174ZM177 213V212H176ZM180 213V211H179ZM32 214V213H31ZM41 214V213H40ZM60 214V213H59ZM79 214V213H78ZM90 214V213H89ZM142 214V213H141ZM163 214V213H162ZM49 215V213H48ZM105 215V213H104ZM103 215V216H104ZM140 215V214H139ZM143 215V214H142ZM168 215V214H167ZM180 215V214H179ZM187 215V214H184ZM11 216V215H10ZM42 218H44L43 223L45 227V231L49 236V240L54 246V249L57 253H61L66 247H70L71 243L70 241L64 237H62L60 229L52 228L51 224L48 223V218L46 217V213L40 215ZM69 216V215H68ZM67 216V217H68ZM94 216V215H93ZM102 216V213H101ZM147 216V215H146ZM189 216V215H188ZM17 217V216H16ZM52 217V216H51ZM50 217V218H51ZM55 217V216H54ZM84 217V216H81ZM100 217V216H99ZM139 217V216H138ZM167 217V216H165ZM164 217V218H165ZM174 217H176L174 215ZM174 217H172L174 219ZM64 218V217H63ZM61 218L60 220H62ZM101 218V217H100ZM133 218V215H132ZM146 218V217H145ZM155 218V217H154ZM188 218V217H187ZM246 218V217H245ZM249 218V217H248ZM94 219V218H93ZM137 219V218H133ZM144 219V217H142ZM166 219V218H165ZM170 219V218H169ZM183 219V218H182ZM24 220V219H23ZM52 220V219H51ZM85 220V219H83ZM88 220V219H87ZM86 220V221H87ZM98 220V219H97ZM103 220V218H102ZM131 220V219H130ZM148 220V219H147ZM150 220V219H149ZM159 220V219H158ZM157 220V221H158ZM172 220V219H171ZM247 220V219H246ZM19 221V220H18ZM28 221V220H27ZM26 221V222H27ZM56 221V220H55ZM119 221V220H118ZM117 221V222H118ZM142 221H145L142 220ZM181 220H179V223ZM187 221V220H186ZM236 221V220H235ZM245 221V220H244ZM24 222V221H23ZM35 222V221H34ZM62 222V221H61ZM81 222V221H80ZM156 222V219L155 221ZM152 223L155 225V223ZM160 222V221H158ZM164 222V221H163ZM172 222V221H171ZM170 222V223H171ZM176 222V221H175ZM178 223V222H176ZM183 222V221H182ZM249 222V221H248ZM53 223V221L51 222ZM64 223V222H63ZM74 223V222H73ZM84 223V222H83ZM82 223V224H83ZM86 223V222H85ZM119 223V222H118ZM117 223V224H118ZM124 223V221H123ZM169 223V224H170ZM186 223V222H185ZM40 224V223H39ZM61 224V223H60ZM90 224V223H89ZM160 224V223H159ZM167 224V223H166ZM189 224V223H188ZM55 225V224H54ZM57 225V224H56ZM102 225V224H101ZM121 225V224H119ZM157 225V224H156ZM161 225V224H160ZM159 225V226H160ZM178 225V224H177ZM181 225V224H180ZM34 226V225H33ZM74 226V225H73ZM107 226V225H106ZM124 226V225H123ZM151 226V224H150ZM158 226V225H157ZM158 226V227H159ZM176 226V225H175ZM183 226V225H181ZM180 226V227H181ZM189 226V225H187ZM185 226V227H187ZM23 227V226H21ZM78 227V226H77ZM140 227V226H138ZM144 227V226H143ZM157 227V229H158ZM168 227V226H166ZM171 227V226H170ZM168 227V228H170ZM174 227V226H173ZM184 227V226H183ZM182 227V228H183ZM66 228V227H65ZM72 228V226H71ZM92 228V227H91ZM113 228V226H112ZM129 228V227H127ZM132 228V227H131ZM141 228V227H140ZM145 228V227H144ZM152 228V227H150ZM162 228V227H161ZM110 229V228H109ZM147 229H149L147 227ZM155 229V228H154ZM167 229V228H166ZM8 230V229H7ZM6 230V231H7ZM70 230V229H69ZM95 230V229H94ZM108 230V229H107ZM151 230V229H149ZM160 230V227H159ZM163 228V232H164ZM174 230V229H172ZM171 230V231H172ZM176 230V229H175ZM174 230V231H175ZM178 230V229H177ZM42 231V230H40ZM105 231V230H104ZM103 231V232H104ZM134 231V230H133ZM146 231V230H145ZM181 231V229L179 230ZM185 231V230H184ZM189 231V230H188ZM63 232V230H62ZM67 232V231H66ZM112 232V231H109ZM127 232V231H125ZM157 232V231H155ZM154 232V234H155ZM178 232V231H177ZM177 232L175 234H177ZM187 232V231H186ZM208 232V231H207ZM34 233V232H33ZM45 233V234H46ZM70 233V232H69ZM88 233V232H87ZM92 233V232H91ZM108 233V232H107ZM116 233V232H115ZM124 233V231H123ZM129 233V232H128ZM153 233V232H152ZM151 233V235H152ZM168 233V232H166ZM184 233V232H183ZM173 234V233H172ZM174 234V235H175ZM70 235V234H69ZM83 235V234H82ZM130 235V233H129ZM133 235V234H132ZM149 235V234H148ZM149 237H152V236ZM170 235V234H167ZM173 235V236H174ZM179 235V234H178ZM176 235V236H178ZM182 235V234H181ZM20 236V235H19ZM27 236V235H26ZM101 236V235H100ZM107 236V235H106ZM111 236V235H110ZM124 236V235H123ZM131 236V235H130ZM187 236V233L186 235ZM31 237V236H30ZM75 237V236H74ZM118 237V236H117ZM122 237V236H121ZM127 237V236H126ZM140 237V236H139ZM157 235L155 236V238ZM7 238V237H6ZM158 238V237H157ZM10 239V238H9ZM80 239V238H79ZM150 239V238H149ZM11 240V239H10ZM36 240V239H35ZM102 240V239H101ZM119 240V239H118ZM117 240V241H118ZM148 240V239H146ZM145 240V241H146ZM244 240V239H243ZM48 241V240H47ZM74 241V239H73ZM81 241V240H80ZM136 241V240H135ZM155 241V240H154ZM158 241V240H157ZM163 241V240H162ZM20 242V241H19ZM34 242V241H33ZM130 242V241H129ZM128 242H126L127 244ZM136 243V242H135ZM143 243V242H142ZM146 242L145 244H147ZM151 243V241L149 242ZM255 243V242H254ZM35 244V243H33ZM42 244V243H41ZM78 244V243H77ZM106 244V243H105ZM137 244V243H136ZM160 244V243H159ZM205 244V243H204ZM144 245V243L142 244ZM153 245V244H152ZM158 245V244H156ZM206 245V244H205ZM41 246V245H40ZM73 246V245H72ZM71 246V247H72ZM138 246V245H137ZM17 247V246H16ZM36 247V246H35ZM98 247V246H97ZM105 247V246H104ZM126 247V246H125ZM128 247V246H127ZM255 247V246H254ZM38 248V247H37ZM36 248V249H37ZM44 248V247H43ZM42 248V249H43ZM80 248V247H79ZM92 248V246H91ZM130 248V247H129ZM136 248V246H135ZM193 248V247H192ZM17 249V248H16ZM33 249V248H32ZM45 249V248H44ZM47 249V248H46ZM45 249V250H46ZM81 249V248H80ZM85 249V248H84ZM101 249V248H100ZM140 249V247H139ZM158 249V248H157ZM209 249V248H208ZM242 249V248H241ZM23 250V249H22ZM39 250V249H38ZM69 250V249H68ZM141 250V249H140ZM152 250V249H151ZM161 250V248H160ZM246 250V249H245ZM28 251V250H27ZM37 251V250H36ZM42 251V250H41ZM51 251V249H50ZM49 251V252H50ZM53 251V250H52ZM72 251V250H71ZM70 251V252H71ZM125 251V250H124ZM131 251V250H130ZM145 251V250H143ZM148 251V250H147ZM205 251V250H204ZM247 251V250H246ZM55 252V251H54ZM67 252V251H66ZM79 252V251H78ZM89 252V251H88ZM92 252V251H91ZM155 252V251H154ZM208 252V251H207ZM245 252V251H244ZM25 253V252H24ZM34 253V252H33ZM51 253V252H50ZM94 253V252H93ZM108 253V251H107ZM139 253V252H138ZM143 253V252H142ZM146 253V252H145ZM152 253V252H151ZM248 253V252H247ZM91 254V253H90ZM127 254V253H125ZM154 254V253H153ZM156 254V253H155ZM159 254V253H158ZM161 254V253H160ZM159 254V255H160ZM189 254V253H188ZM206 254V253H204ZM40 255V254H39ZM56 255V254H55ZM88 255V254H87ZM107 255V254H106ZM33 256V255H32ZM51 256V254H50ZM69 256V255H68ZM81 262L80 264H92L90 261H88L85 258L84 253L81 255ZM89 256V255H88ZM152 256V255H149ZM162 256V255H160ZM199 256V255H198ZM34 257V256H33ZM41 257V256H40ZM61 257V256H60ZM64 257V256H63ZM137 257V256H136ZM155 257V256H154ZM153 257V258H154ZM197 257V256H196ZM247 257V256H246ZM260 257V255H259ZM32 258V257H31ZM46 258V257H45ZM48 258V257H47ZM57 258V257H56ZM110 258V257H109ZM130 258V257H129ZM189 258V257H188ZM192 258V255H191ZM200 258V257H199ZM62 259V258H61ZM93 259V258H92ZM159 259V258H158ZM161 259V258H160ZM165 259V258H164ZM24 260V259H23ZM26 260V259H25ZM32 260V259H31ZM52 260V259H51ZM55 260V259H54ZM64 260V259H62ZM66 260V259H65ZM112 260V259H110ZM109 260V261H110ZM114 260V259H113ZM143 260V259H142ZM157 260V259H156ZM163 260V259H161ZM198 260V259H197ZM42 261V260H41ZM49 261V260H48ZM203 261V260H202ZM44 262V261H43ZM52 262V261H51ZM54 262V261H53ZM60 262V261H59ZM66 262V261H65ZM79 262V261H78ZM111 262V261H110ZM138 262V261H137ZM197 262V261H196ZM16 263V262H15ZM45 263V262H44ZM47 263V262H46ZM119 263V262H118ZM131 263V262H130ZM141 263V262H140ZM143 263V262H142ZM30 264V263H29ZM48 264V263H47ZM53 264V263H52ZM116 264V263H115ZM123 264V263H122ZM145 264V263H144ZM154 264V263H153ZM204 264V262H203ZM211 264V263H210Z\"/></svg>", "mask_w": 264, "mask_h": 264}]
</instances>
